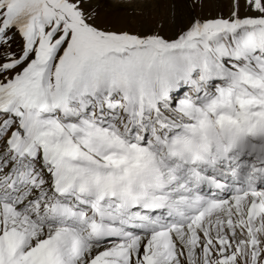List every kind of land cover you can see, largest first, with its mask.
<instances>
[{
    "label": "snow or ice",
    "instance_id": "obj_1",
    "mask_svg": "<svg viewBox=\"0 0 264 264\" xmlns=\"http://www.w3.org/2000/svg\"><path fill=\"white\" fill-rule=\"evenodd\" d=\"M94 17L0 0V264H264V0Z\"/></svg>",
    "mask_w": 264,
    "mask_h": 264
},
{
    "label": "rangeland",
    "instance_id": "obj_2",
    "mask_svg": "<svg viewBox=\"0 0 264 264\" xmlns=\"http://www.w3.org/2000/svg\"><path fill=\"white\" fill-rule=\"evenodd\" d=\"M98 28L110 31L160 34L169 38L187 28L193 18L211 19L232 11L233 0H87ZM246 14L243 6L240 15ZM163 22V29H159Z\"/></svg>",
    "mask_w": 264,
    "mask_h": 264
}]
</instances>
